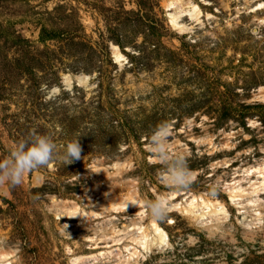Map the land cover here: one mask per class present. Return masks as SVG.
<instances>
[{"label": "rangeland", "instance_id": "1", "mask_svg": "<svg viewBox=\"0 0 264 264\" xmlns=\"http://www.w3.org/2000/svg\"><path fill=\"white\" fill-rule=\"evenodd\" d=\"M168 1L0 0V159L33 131L57 145L78 138L81 148L71 164L56 159L25 173L15 188L0 184V249L14 253V264H69L66 247L87 254L85 244L64 239L75 222L55 217L52 206L64 201L86 209L88 201L123 198L131 184L141 200L175 194L180 202L198 194L225 203L230 215L212 234L167 213L156 222L168 247L137 264H264V217L248 237L242 216L215 184L262 159L264 0H188L203 18L198 25L182 18L192 29L187 35L170 26ZM41 28L63 40L41 43ZM15 59L30 66L32 79ZM78 76L88 78L86 87L72 81L63 88L64 77ZM161 125L169 156H182L196 175L186 188L157 179L162 165L146 143ZM222 134L232 135L233 148L214 156L190 140L212 136L218 150ZM222 161L230 168L213 172ZM129 215L117 224L136 218Z\"/></svg>", "mask_w": 264, "mask_h": 264}, {"label": "bare ground", "instance_id": "2", "mask_svg": "<svg viewBox=\"0 0 264 264\" xmlns=\"http://www.w3.org/2000/svg\"><path fill=\"white\" fill-rule=\"evenodd\" d=\"M164 8L166 12H171L168 14L169 23L178 34L187 35L192 30L189 26L182 24V18H187L189 22L197 25L201 24L202 13L188 0H170L164 5ZM260 8L261 6H259ZM210 18V16H206L207 20ZM110 50L114 60L122 62L123 57L118 50L115 47H111ZM72 81L76 86L86 87L88 78L78 76L72 80L64 77L62 83L68 89L71 87ZM257 93V99L264 103V89H259ZM222 136L223 142L218 150L214 147L215 139L212 136H204L201 139L191 138L190 140L197 147L208 149L210 155L214 156L220 152H230L233 148L232 135L222 134ZM260 152L262 155L260 161H255L253 165L245 169L232 170L228 181H225L223 177H217L215 180L216 186H219L227 197L229 206L242 216L241 224L248 237L252 229L261 225L264 217V147ZM230 163L227 161L217 162L211 165V169L215 173L218 170H228L231 166ZM114 168L117 170V176L124 172L122 164H116ZM195 176L194 173H191L190 181L194 180ZM133 196L139 197L134 184H131L127 187V194L123 198L105 196L96 204L88 201L86 209H80L76 204L64 203V201L54 203L51 209L55 217L75 222L72 226L68 224L65 231L62 232L64 239L67 241L76 239L77 242L85 244L88 251L87 254L78 252L76 256L71 248L66 247V256L70 257L69 264L70 261H74V264H137L139 258L152 250H163L168 247L166 233L156 221L147 217L142 205H137V207L128 205L125 209V204L130 203ZM163 199L170 206L168 213H179L193 223V226L194 224L207 226V230L212 234L213 231H219L223 223L229 221L230 215L226 204L206 196L191 194L183 199L184 201L178 202V197L171 194L168 198L163 197ZM129 214H133L136 218L120 227L117 224L118 217L130 216ZM69 225L73 227L72 231L67 230ZM72 233H78L76 238H72ZM13 254L11 251L0 249V264H14Z\"/></svg>", "mask_w": 264, "mask_h": 264}, {"label": "clouds", "instance_id": "3", "mask_svg": "<svg viewBox=\"0 0 264 264\" xmlns=\"http://www.w3.org/2000/svg\"><path fill=\"white\" fill-rule=\"evenodd\" d=\"M163 125L153 130L147 137L146 148L152 153V158L162 167L157 177L158 181L170 189L180 190L188 187L190 183V170L182 156L170 157L164 145ZM81 148L78 138L68 140L61 145L53 140L50 135L30 133L28 139H21L14 143L7 158L0 159V184L8 189L19 186L25 173L47 167L53 160L59 159L63 165H68L81 159ZM137 207L142 205L144 212L153 221H163L169 211V205L160 197L151 200H141L133 196L130 203L125 204ZM74 264V261H70Z\"/></svg>", "mask_w": 264, "mask_h": 264}, {"label": "trees", "instance_id": "4", "mask_svg": "<svg viewBox=\"0 0 264 264\" xmlns=\"http://www.w3.org/2000/svg\"><path fill=\"white\" fill-rule=\"evenodd\" d=\"M19 38V37H17ZM49 40H63L62 37H60L59 33H54V32H48L46 29L41 28L39 31V41L41 43H45L46 41ZM14 63H20L19 65L16 66L17 69L21 70L22 73H24L25 76L30 77L32 76V69L30 68V66H26L25 63H22L20 61H18L17 59L14 60Z\"/></svg>", "mask_w": 264, "mask_h": 264}, {"label": "water", "instance_id": "5", "mask_svg": "<svg viewBox=\"0 0 264 264\" xmlns=\"http://www.w3.org/2000/svg\"><path fill=\"white\" fill-rule=\"evenodd\" d=\"M64 89H67L66 87H63ZM69 89V88H68Z\"/></svg>", "mask_w": 264, "mask_h": 264}]
</instances>
